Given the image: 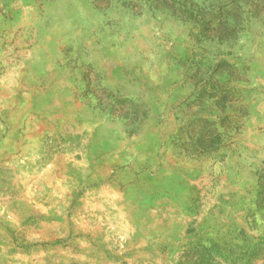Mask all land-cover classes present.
<instances>
[{"label":"rangeland","instance_id":"374dc122","mask_svg":"<svg viewBox=\"0 0 264 264\" xmlns=\"http://www.w3.org/2000/svg\"><path fill=\"white\" fill-rule=\"evenodd\" d=\"M0 264H264V0H0Z\"/></svg>","mask_w":264,"mask_h":264},{"label":"bare ground","instance_id":"6f19581e","mask_svg":"<svg viewBox=\"0 0 264 264\" xmlns=\"http://www.w3.org/2000/svg\"><path fill=\"white\" fill-rule=\"evenodd\" d=\"M82 4H84V3H82ZM86 4V3H85ZM71 8V7H70ZM69 10V9H68ZM74 10V9H73ZM91 11V10H90ZM69 12V11H68ZM77 14H79V13H77ZM71 17V16H70ZM80 17V16H79ZM81 18V17H80ZM83 18H85V17H83ZM85 22V21H84ZM87 27V26H86Z\"/></svg>","mask_w":264,"mask_h":264}]
</instances>
